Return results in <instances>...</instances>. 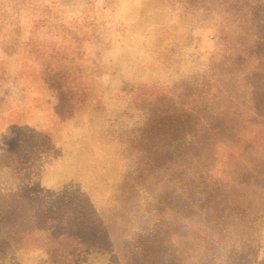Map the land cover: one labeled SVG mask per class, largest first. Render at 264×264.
Returning <instances> with one entry per match:
<instances>
[{
    "label": "rangeland",
    "instance_id": "374dc122",
    "mask_svg": "<svg viewBox=\"0 0 264 264\" xmlns=\"http://www.w3.org/2000/svg\"><path fill=\"white\" fill-rule=\"evenodd\" d=\"M0 206V264H264V0H0Z\"/></svg>",
    "mask_w": 264,
    "mask_h": 264
},
{
    "label": "trees",
    "instance_id": "16d2710c",
    "mask_svg": "<svg viewBox=\"0 0 264 264\" xmlns=\"http://www.w3.org/2000/svg\"><path fill=\"white\" fill-rule=\"evenodd\" d=\"M9 196H11L12 198L18 197L17 194H9ZM19 207L20 206H0V250L4 249L5 245L7 246L5 242L6 239H4L5 233L2 234L1 231L2 226L6 227L7 225H14V226L17 225L16 216L18 212L21 210V208L18 209ZM27 207H31L35 209V213L32 216H30L28 219H26V223L21 224V226H23L21 229V233L23 235L24 233L35 235V232L38 231L39 233L46 234L47 240H49L52 244L53 243L58 244L60 241L62 242L63 240L62 238L64 237L67 240L74 239L73 234L70 231L66 230L69 222H67L64 218L66 214L60 213V208H59V212L56 213L52 210V206H27ZM76 221H77L76 225L81 227V231L83 233L89 231L91 234L90 238L87 237L85 238V240L84 238H82L83 243H85L86 239H91L89 240V242L93 244L94 241H96L93 240V237H97L98 234L104 235L107 241L111 242L109 240L111 237L110 232L108 231V229H106L101 219L96 218V215L93 213V211L86 212V214L82 217V219L78 217ZM29 222L33 224L30 226ZM126 263L130 264L129 262Z\"/></svg>",
    "mask_w": 264,
    "mask_h": 264
}]
</instances>
